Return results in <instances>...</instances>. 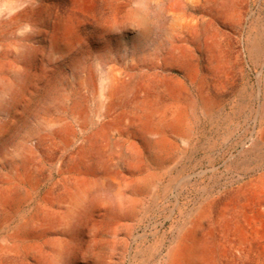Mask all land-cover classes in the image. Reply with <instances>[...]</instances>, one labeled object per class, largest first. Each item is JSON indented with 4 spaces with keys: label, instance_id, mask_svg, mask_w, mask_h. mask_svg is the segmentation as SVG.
<instances>
[{
    "label": "bare ground",
    "instance_id": "bare-ground-1",
    "mask_svg": "<svg viewBox=\"0 0 264 264\" xmlns=\"http://www.w3.org/2000/svg\"><path fill=\"white\" fill-rule=\"evenodd\" d=\"M257 2L92 0L86 28L94 64L57 114L44 112L18 157H0V264H74L72 242L88 243L94 256L108 237L124 244L182 155L189 113L211 115L255 73L264 95V17L259 10L250 20ZM152 39L157 44H147ZM50 52L69 49L59 43ZM49 68L30 70L26 119ZM258 195L264 216V164ZM193 256L174 250L161 264H192Z\"/></svg>",
    "mask_w": 264,
    "mask_h": 264
},
{
    "label": "rangeland",
    "instance_id": "rangeland-1",
    "mask_svg": "<svg viewBox=\"0 0 264 264\" xmlns=\"http://www.w3.org/2000/svg\"><path fill=\"white\" fill-rule=\"evenodd\" d=\"M260 1L251 10L250 20L259 10L264 17ZM91 6L92 0H0V128H4L0 131V157H18L26 136L43 127L44 112L57 114L72 83L85 67L94 64L96 54L89 51L86 28ZM59 43L70 53L50 56ZM40 64L51 69L46 88L34 96L26 119V79ZM249 77L250 82L211 115L198 109L189 113V128L182 127V155L158 182L156 196L147 199L124 244L108 237L103 250L94 256L88 243L72 242L70 262L161 264L169 252L185 250L195 255L192 264H264V216L258 195L264 164V95L256 73Z\"/></svg>",
    "mask_w": 264,
    "mask_h": 264
}]
</instances>
